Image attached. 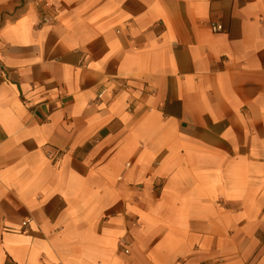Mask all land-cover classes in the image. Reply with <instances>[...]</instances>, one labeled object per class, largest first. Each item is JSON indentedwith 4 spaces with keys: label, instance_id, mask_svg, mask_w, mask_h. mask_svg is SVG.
I'll use <instances>...</instances> for the list:
<instances>
[{
    "label": "crops",
    "instance_id": "crops-1",
    "mask_svg": "<svg viewBox=\"0 0 264 264\" xmlns=\"http://www.w3.org/2000/svg\"><path fill=\"white\" fill-rule=\"evenodd\" d=\"M0 264H264V0H0Z\"/></svg>",
    "mask_w": 264,
    "mask_h": 264
},
{
    "label": "built area",
    "instance_id": "built-area-1",
    "mask_svg": "<svg viewBox=\"0 0 264 264\" xmlns=\"http://www.w3.org/2000/svg\"><path fill=\"white\" fill-rule=\"evenodd\" d=\"M47 19H48V17H45V18L43 19V21L46 22ZM210 29H211V31H213V32H219V31L222 30V27H221L220 25H216V24L213 25V24H210ZM49 157L54 158L53 156H50V155H49ZM57 157H58V155H57L55 158H57ZM28 223H29L28 220L23 221V222H22V227H23V228L26 227V226L28 225ZM124 252L127 253V250H124Z\"/></svg>",
    "mask_w": 264,
    "mask_h": 264
},
{
    "label": "rangeland",
    "instance_id": "rangeland-1",
    "mask_svg": "<svg viewBox=\"0 0 264 264\" xmlns=\"http://www.w3.org/2000/svg\"><path fill=\"white\" fill-rule=\"evenodd\" d=\"M47 7V6H46Z\"/></svg>",
    "mask_w": 264,
    "mask_h": 264
}]
</instances>
